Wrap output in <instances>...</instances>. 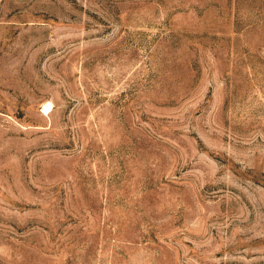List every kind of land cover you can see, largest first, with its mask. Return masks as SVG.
Wrapping results in <instances>:
<instances>
[{
    "label": "rangeland",
    "instance_id": "374dc122",
    "mask_svg": "<svg viewBox=\"0 0 264 264\" xmlns=\"http://www.w3.org/2000/svg\"><path fill=\"white\" fill-rule=\"evenodd\" d=\"M0 264H264V0H0Z\"/></svg>",
    "mask_w": 264,
    "mask_h": 264
},
{
    "label": "bare ground",
    "instance_id": "6f19581e",
    "mask_svg": "<svg viewBox=\"0 0 264 264\" xmlns=\"http://www.w3.org/2000/svg\"><path fill=\"white\" fill-rule=\"evenodd\" d=\"M48 108H49V106H45V107H44V109H43L44 113H46V112L48 111ZM49 109H50V108H49Z\"/></svg>",
    "mask_w": 264,
    "mask_h": 264
}]
</instances>
